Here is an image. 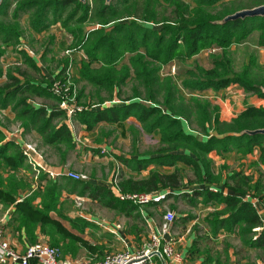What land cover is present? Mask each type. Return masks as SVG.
Masks as SVG:
<instances>
[{"label": "trees", "instance_id": "trees-1", "mask_svg": "<svg viewBox=\"0 0 264 264\" xmlns=\"http://www.w3.org/2000/svg\"><path fill=\"white\" fill-rule=\"evenodd\" d=\"M14 1L16 5L12 10V22L0 20V38L6 45L20 43L23 29L19 19L22 14L31 12L29 21L35 32L48 30L59 23L72 35L75 49L83 50L87 55V59H82L72 72L75 82H84L100 89L97 93L105 90L109 100L115 96L119 98L129 81L138 82L134 87V94L123 99L130 101L139 98L138 101L97 111L85 108L75 116L87 129H93L101 121H124L134 116L147 133L159 136L157 152L160 156L141 163L153 161L159 165H174L175 170L168 174L152 171L147 178L141 180L120 176L118 186L122 192L151 193L160 188L180 187L185 177L189 184H217L221 181V173L215 171L211 152L216 151L224 156L236 151L247 155L253 153L255 147H260L259 159L254 164L259 166H256V180L236 171L229 178L235 179L239 185L231 187L226 181V186L240 195L213 192L210 189L197 191L196 194L201 195L207 204H223L221 209L211 213L215 218L210 221L213 225L210 228L212 233H215L214 226L217 223L222 226L234 225L238 227L236 233L246 244L264 251V229L255 230L263 225L264 219L254 204L244 198L250 194L264 199V133L255 132L264 129V106L249 105L228 122L221 120L219 105L213 104L208 98L192 95L194 117L177 103L179 98L185 97L184 90L191 93L208 89L219 91L231 85H237L245 92L264 99V79L252 74L255 69L264 71V66L260 65L256 55H250L244 68L237 71L230 53L232 45L243 43L254 32L259 33L258 45L264 47V15L227 21L228 15L242 8L224 6L216 11L219 3L226 4L225 0H142L141 3L140 0H96V6H92L87 0ZM252 1V6L248 8L264 4V0ZM12 3V0H2L0 15H7ZM163 5L173 7L174 16L163 14L159 9ZM93 12L101 26L85 28V24L93 21ZM149 23L161 24V27L155 28ZM8 47H1L0 59L4 57L9 62L8 55L13 51L17 59L24 58L31 68L40 71L36 59L27 50ZM215 48L221 50L212 55L211 68L196 63L189 65L183 72L178 71L176 76H162L163 67L174 60L184 63L203 50L211 53L210 50ZM6 53L8 55L4 56ZM94 63H99L100 66L96 67ZM13 72L12 69L5 72L0 65V77L5 79L0 83L1 108L13 105L18 119L26 129L34 128L45 140H59L71 145L73 138L69 128L66 125H53L54 114L47 115L46 110L35 108L40 106L29 101L30 93L52 95V92L42 86L41 82L33 83L28 79L22 81ZM19 72L21 76L25 74L23 71ZM41 76V80L50 82L46 75ZM161 95L163 99L160 100ZM84 96V90H81L79 98ZM97 97L99 103L107 99L101 93ZM151 103L155 105H150ZM55 114L63 118L66 116L63 110ZM184 120L196 134L185 131ZM203 135L208 136L206 141L202 139ZM9 147L10 144L0 147V151L6 153ZM180 149H187L189 153L181 154L178 152ZM4 158L7 165L14 167L26 161L21 151L14 162L6 155ZM179 164L185 168L190 166L192 176L189 177ZM54 186L55 184L49 185L45 193L48 203L44 205V209L34 207L31 199L18 203L21 210L30 211L20 220L30 234H33L32 229L36 223H41L43 232L51 236L55 232L66 234L63 226L49 216V212L60 203V193ZM83 188L89 187L84 185ZM95 191L105 192L106 189ZM102 195L110 197L109 191ZM125 202L132 204L130 201ZM227 213H230L229 217L221 220L220 216Z\"/></svg>", "mask_w": 264, "mask_h": 264}, {"label": "crops", "instance_id": "crops-1", "mask_svg": "<svg viewBox=\"0 0 264 264\" xmlns=\"http://www.w3.org/2000/svg\"><path fill=\"white\" fill-rule=\"evenodd\" d=\"M59 38L56 36V39ZM11 52L15 54V52ZM259 53L260 61L264 63V48ZM199 56H202V53L196 55L195 58H202ZM33 58L36 59L37 64H40V57ZM174 62H171L169 66L175 64ZM93 65L100 66L99 63ZM26 71L27 69H25L22 78L20 77L22 81L28 78V71ZM36 72L37 75H32L34 78L41 74L46 75L45 77L50 81L51 77L53 78L42 67L39 72ZM177 73L179 74V72ZM177 73L175 75L162 74V76H176ZM2 81L5 79H1ZM37 81L38 79H33L32 82L36 83ZM197 93L200 97L208 98L213 104L219 105L222 121H231L249 105L264 106L263 98L247 93L237 85H231L219 91L208 89ZM47 97H45L44 104L41 103L40 107L35 108L46 110L47 115L54 114L53 125L57 127L66 125L69 128L73 138L71 145L59 140H45L34 128L26 129L22 125V121L18 119L17 112L13 107L2 108L7 111L8 118L16 119L18 123H21L20 130L17 132L2 120L0 121V147L10 144L6 153L0 151V222L4 228L5 238L13 247L24 252L29 245L37 241H44L59 247L62 257L71 261L78 259L101 260L109 253L123 250L135 251L147 241L149 235L154 232L162 233L166 212L164 206L167 204L175 212L176 218L171 223L169 230L164 233V237L175 242V248L182 256L180 264H264V251L246 244L236 233L238 227L229 224L222 226L217 223L214 226L215 233L210 231L213 226L210 221L215 219L211 213L216 209H221L223 204L220 206L213 203L207 204L201 195L196 194L197 191L210 189L213 192L240 195L239 192L231 188L239 184L235 179L229 177L234 172L240 171L252 176L255 181L258 177V170L254 164L259 159L260 147H255L253 153L247 155H241L236 151L229 152L224 156L217 154L216 151L211 152L210 157L214 160L215 171L221 173V181L217 184L208 182L189 184L188 178L185 177L183 185L180 187L160 188L155 191L165 195L161 200L142 206L134 203L132 205L117 196V186L114 182L116 173L119 175V180L120 176L125 179L141 180L147 178L152 171L171 173L176 166L159 165L153 161L146 164L141 163L160 156L157 152L159 146L147 151L124 150L122 142L126 144L128 142L126 137H129L128 132L134 131V128L126 123L137 126V123L140 122L136 117L130 116L124 121H101L93 129H87L84 123L74 117L77 128L74 131L69 127L66 116L63 118L55 114L61 110L59 107H55L56 105H49L48 101L51 99ZM138 100L139 98L127 101L115 96L109 103L91 107L90 110L97 111L107 107L124 106ZM150 105L155 104L151 103ZM184 124L187 133L196 134L188 126L186 120H184ZM33 135L38 137L41 146L49 153V158H52L50 160L47 157L49 168L59 173L58 176L50 177L45 172L37 173L26 161L16 167L6 164L4 155L10 157V160L14 162L19 151L22 152L24 143ZM202 139L206 141L208 136L203 135ZM157 143L159 145V136ZM83 146L89 149L83 148ZM104 149L105 153H101ZM178 152L189 153L187 149H180ZM135 161L136 163H134ZM179 166L184 168L189 177L192 176L190 166L187 168L181 164ZM67 169L75 172H88L90 179L80 181L68 177L64 173ZM226 181L231 187L226 186ZM51 184H55L56 190L60 193V203L49 212V216L63 226L66 234L55 232L54 236H51L43 232L41 223H36L35 228L32 229L33 234H30L27 227L20 223L21 218L30 211L28 209L21 210L18 203L31 199V204L34 207L44 209V205L48 203L45 193ZM84 185L89 188L84 189ZM100 188L101 190L106 189V191H95ZM107 191H109L110 197L102 195ZM252 198L255 196H250L247 200L252 202ZM79 200L89 201L91 207L81 208ZM254 206L264 219V199L258 198ZM229 214L221 215L220 219H227ZM79 219L82 221L78 222ZM31 264L36 263L32 262Z\"/></svg>", "mask_w": 264, "mask_h": 264}, {"label": "rangeland", "instance_id": "rangeland-1", "mask_svg": "<svg viewBox=\"0 0 264 264\" xmlns=\"http://www.w3.org/2000/svg\"><path fill=\"white\" fill-rule=\"evenodd\" d=\"M91 3L92 6H96V0H87ZM142 0H140L141 3ZM12 5L11 8L9 9V12L7 15H0V20L4 21V22H12V10L15 7L16 3H14L15 1L12 0ZM226 4L223 3H219L216 6V11L220 10L221 8H223L224 6H228L231 8H248L250 6H252L253 1L252 0H225ZM224 2V3H225ZM160 11L163 14L166 15H173V7L167 6V5H163L160 8ZM31 15V12L29 13H25L22 14V16L20 17V23L23 29V35L21 36L20 39V43H16V44H10V45H6L5 43H3V41L0 38V49L1 47H8L14 50H18V49H28L30 51H32L34 54H36L37 57H40L41 61L40 64H38L39 67H42L43 70L46 69L47 72H49V74H53L56 71H58V69L60 68V66H62V64H64V66L66 67V65L70 68H72L73 70L75 69L76 65H78V63H80V61L82 59H86L84 57V55H86L84 53L83 50H77L75 49L74 45H73V37L72 35L67 32V30L61 26V24L57 23L52 25L48 30L42 31V32H35L30 25V19L29 16ZM66 15V14H65ZM91 18L93 21H90L89 23L85 24L84 27L85 28H92L93 26H101V24L97 23V19L94 15V12L91 14ZM174 16V15H173ZM124 20V19H123ZM150 26L155 27V28H160L161 24H153V23H149ZM54 36V37H53ZM56 36H59V39H56ZM258 38H259V33L258 32H254L246 41H244L241 44H234L232 45L231 49H230V53L231 56L234 60V66L236 68L237 71H241L249 56L250 55H256L257 59H258V54H259V59L258 62L260 63V65L263 67L264 63H261L260 61V53L259 51L264 48L258 45ZM56 39V40H55ZM219 52V51H216ZM202 53V58H192L189 61L186 62H180V61H176L175 65L177 67V72H183L185 71L186 68L189 67V65H194L196 63H199L201 65H203L205 68H210L213 66V54L215 52H209V51H202L200 52V54ZM44 54V55H43ZM8 54L6 53L4 56H7ZM87 56V55H86ZM17 55L13 54L12 52L9 53L8 58H9V62L4 60V57H2L0 59V65L4 68L5 72L7 70L12 69L16 75H18L19 77L22 78L21 74L19 71H23L25 72V69H27V73H28V79L30 81H33V79H38V81L36 83L41 82L42 86H44L45 88L49 89L52 92V95H40V94H35V93H30L29 95V101H31L33 104H35L36 106H40L41 103H45V97L50 98L51 100H49L48 102L50 103L49 105L54 106L55 107H59V105L61 104V102L63 101V99L67 98L70 100H72L73 102H76L77 105H79L78 107H85L87 108H91L94 106H98V105H102L107 104V102L109 103V97H108V93L103 90L99 93H97L98 91H100V89H97L96 87L90 85V84H85L84 82H75V75L73 80L74 83L76 85H74L71 81V79L68 82H64V80L62 79L64 77V74L61 72V74L59 76L56 77L55 82H61L59 84V86H63V88L60 87V89H62L65 92V95H63L60 92V89H58V85L55 86V91L53 90L54 87V83L52 81L50 82H44L43 80H41L42 76L39 75L38 77L35 76V78L32 76L37 75L38 73L32 68L30 70V67L27 65V63H25L24 58H16ZM199 59V60H198ZM68 60V61H67ZM67 63V64H66ZM16 68H18L16 70ZM168 69V68H167ZM166 69V70H167ZM162 74L163 71L161 72ZM252 74L256 77H258L259 79H264V71L261 69H255L253 70ZM0 83H1V77H0ZM138 82H134V81H129L127 83L126 86H124L121 91V95L119 98L125 99L128 98L130 96H132L134 94V87L135 85H137ZM84 90V94L85 96L83 98H79L80 95V91ZM101 93L102 97H106V101L99 103L98 97L97 95ZM185 97L183 98H179L177 100V103L179 105L182 106L183 109H186L190 114H192V117H194V110L191 108L192 106V95H188L185 92H183ZM57 97H55V96ZM45 96V97H43ZM160 100L163 99L162 95L159 98ZM191 103V104H190ZM8 107H13V105H10ZM84 108V109H85ZM5 110V109H4ZM1 106H0V121L2 120L5 124H7L13 131L17 132L20 130L21 127V123H18L16 121V119L12 120L10 118H8L7 116V111H4ZM80 112V111H79ZM77 112V113H79ZM18 120V119H17ZM195 124V122H193ZM127 125H131L134 128V131H129V137L127 136L126 139H128V142L126 144H123L124 142H122V147H124V150L128 151V150H135V149H140L142 151H147L150 149H156L159 145L157 143V139L158 136L147 133L143 128H142V124H138L137 126H135L134 124H128ZM28 140L30 142H33L36 144V146L43 151L45 157L49 158V153H47L45 151V148H43L38 140V137L33 135L31 137L28 138ZM136 141V142H135ZM141 143V144H139ZM86 149H89L88 147H84ZM102 153V152H101ZM102 155V154H101ZM51 158V157H50ZM49 158V159H50ZM52 159V158H51ZM50 159V160H51ZM257 166V165H256ZM259 167V166H257ZM261 167V166H260ZM258 169V168H257ZM73 171V170H71ZM75 172V171H74ZM76 173H81V174H86L89 176L88 172H76ZM90 177V176H89ZM79 202L82 204L80 205V207H86L88 209V207H91L89 204V201H83V200H79ZM164 210L167 211H173L170 209V207L166 204V206H164ZM165 212V214H166ZM150 237V235H149ZM148 240V239H147Z\"/></svg>", "mask_w": 264, "mask_h": 264}, {"label": "built area", "instance_id": "built-area-1", "mask_svg": "<svg viewBox=\"0 0 264 264\" xmlns=\"http://www.w3.org/2000/svg\"><path fill=\"white\" fill-rule=\"evenodd\" d=\"M23 49V48H21ZM28 53L35 57L32 51L25 49ZM221 49L215 48L210 50L211 52L220 51ZM87 59V56L84 55ZM168 68V69H167ZM167 69V70H166ZM177 67L175 64L163 67L162 71L164 74L175 75L177 73ZM64 74L62 78L64 82H68L70 79L74 85L72 72L73 69L64 66H60L58 71L51 73V81L54 83L53 90L55 91V86H59L61 82H55L57 76ZM49 76V78H50ZM62 84V83H61ZM63 88L59 86L58 89ZM188 95L199 96V93H191L187 90H184ZM60 92L65 95V92L60 89ZM79 105L76 102H73L68 97L63 99L59 105V109L65 111L66 120L71 129L76 131V124L74 122V117L77 115V112L84 110L83 107H78ZM79 139V138H78ZM80 142V140H78ZM23 155L28 165L33 168L37 173L45 172L48 173L50 177H56L59 173L51 170L47 158L45 157L43 151H41L35 143L27 140L22 147ZM105 153V149L101 151ZM68 177H71L76 180H89L90 177L86 174L76 173L67 169L64 172ZM114 182L117 186V196L123 201H130L136 205L142 206L153 201H159L164 198V194H159L157 192L145 193V192H135V193H124L120 190L119 175L116 173L114 175ZM251 195H246L248 199ZM252 197V196H251ZM258 198H252V203L256 205ZM82 205L79 202V206ZM176 215L173 211H167L165 214V221L162 225V233H152L148 240L135 251L123 250L118 252H113L107 254L101 260H92V259H78V260H67L62 257L61 249L57 246H53L44 241H37L27 247L24 252L19 251L4 236V228L0 222V264H31L35 262L36 264H180L182 260L181 254L175 248V242L173 240H167L164 237V233L169 230L171 223L175 220ZM264 229V220L263 225L256 227V231Z\"/></svg>", "mask_w": 264, "mask_h": 264}, {"label": "water", "instance_id": "water-1", "mask_svg": "<svg viewBox=\"0 0 264 264\" xmlns=\"http://www.w3.org/2000/svg\"><path fill=\"white\" fill-rule=\"evenodd\" d=\"M2 0H0L1 3ZM85 1V0H83ZM108 2L111 0H107ZM258 15H264V4L263 5H259L253 8H245V9H241L239 11H236L233 14H230L226 17V20H234V19H238V18H245L247 16H258ZM255 132H260V133H264V129H258Z\"/></svg>", "mask_w": 264, "mask_h": 264}]
</instances>
